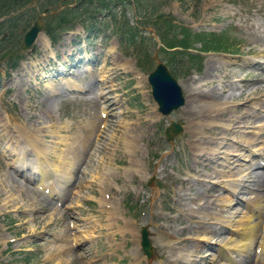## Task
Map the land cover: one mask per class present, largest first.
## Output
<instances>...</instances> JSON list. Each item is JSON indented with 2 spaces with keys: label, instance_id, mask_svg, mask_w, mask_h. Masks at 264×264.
<instances>
[{
  "label": "rangeland",
  "instance_id": "rangeland-1",
  "mask_svg": "<svg viewBox=\"0 0 264 264\" xmlns=\"http://www.w3.org/2000/svg\"><path fill=\"white\" fill-rule=\"evenodd\" d=\"M113 11L117 18L124 17L137 27L146 54L158 53V36L148 23L161 15L162 18L172 17L175 24L194 32H226L233 49L239 50V56L230 60L223 55L206 54L201 59V69H196L186 57L183 64L168 66L179 84H190L193 91L189 97L185 89V104L168 117H162L151 98L146 78L138 79L145 73L141 69H148L151 64L143 58L140 69L135 55L137 49L121 45L111 33V25H106L103 33L95 37H86L87 33L78 25L54 47L38 38L31 51H22L23 60L13 71L6 68L8 57L3 56L5 53L11 55L14 46L20 45L25 28L12 36L5 33L0 44V113H7L14 121L5 125V133L0 129V264H164L167 257L178 253L177 241L170 242L161 226L165 224L164 218L178 215L175 191L179 189V182L191 180L194 191L211 194L204 190L210 187L217 193L218 187L214 188V184L222 183V173L227 170L226 166L217 165L222 160L215 155H207L202 164L194 163L198 151L187 140L190 131L187 122L194 119L196 112L207 110L203 108L207 106L203 91L220 87V71L204 76L208 62L217 60L221 66L223 61H228L224 70L236 73L244 81L238 83L245 94L235 99L239 101L235 109L241 111L250 105L263 104L260 99H264V88L259 86V81L264 78L260 71L264 69V0H139L137 5L133 0H125ZM29 14L33 19L37 16L36 11ZM42 23L45 24L44 19ZM55 55L57 62L53 60ZM158 56L167 62L166 55L160 53ZM89 58L97 59L95 63L99 68L106 62L103 83L99 82L98 67L92 68L91 74L77 72L79 61ZM256 61L263 63L255 64ZM244 63L250 65L242 67ZM63 69L65 74H72L66 77L82 86L81 90H76L77 95H54L55 90L62 87L57 72ZM209 81L213 83L205 86ZM258 88L263 89L260 95L249 96ZM198 91L200 93L196 94ZM102 93H106L105 99H111L108 109L100 98ZM102 110L107 117L100 116ZM5 120L0 124H5ZM172 121L181 123L183 133L167 142L163 131ZM263 121L264 117L259 116L249 123L258 126ZM17 124L33 135L31 139L35 135L40 138L37 149L27 144ZM218 130L213 127L202 135L209 136L207 132ZM251 137L250 134L245 136ZM10 140L20 142L13 145L22 155L20 162L13 163L18 170L8 166L12 163L7 158L11 153L6 146ZM261 140L264 134L257 137V144L250 150L259 149ZM131 144L136 148L131 149ZM232 150L235 151L234 145ZM38 153L42 161L38 160ZM235 153L242 159L248 155L240 147ZM258 162L253 161L254 164ZM40 166L51 171L45 180L62 199L58 209L51 197L32 186L36 182L34 170ZM194 167L196 171L192 170ZM163 168L165 170L161 171ZM213 171L217 172L209 177ZM63 172L68 174L62 175ZM23 174L28 182L22 178ZM242 179L245 181L242 184L247 186L248 178L242 176ZM202 193L196 196L194 205L201 201ZM254 194L252 190L241 191L233 202L247 200ZM263 195L261 192L260 196ZM5 198L9 200L6 205ZM103 201L111 208L104 209ZM211 211L225 217L233 214L230 218L237 219L243 209L235 203L222 211L212 206ZM211 225L214 229L219 227ZM145 226L154 247L152 260L146 259L140 248V231ZM220 231L210 237V246L193 248L189 259L196 261L192 264H213L211 260L220 246L213 242L219 240ZM225 235L230 236L229 233ZM189 236L184 232L179 237ZM66 239L78 244L64 255L57 252L56 246ZM191 244L185 241L180 246ZM253 252L254 245L247 253Z\"/></svg>",
  "mask_w": 264,
  "mask_h": 264
},
{
  "label": "bare ground",
  "instance_id": "bare-ground-1",
  "mask_svg": "<svg viewBox=\"0 0 264 264\" xmlns=\"http://www.w3.org/2000/svg\"><path fill=\"white\" fill-rule=\"evenodd\" d=\"M41 39L44 43L47 42L45 39V36L40 35L38 37ZM39 40H37L38 42ZM224 64L221 65V69L219 66H217V61L216 60H210L208 62V68L206 71V74L209 75L210 72L214 73L217 71L221 72L220 79L221 83H219V88L212 89L210 91H203V96L206 101L204 104H207V106H204L203 108H206L207 110L205 113L207 114V119H198L197 115L199 113L196 112L195 118L192 119L191 121L187 122V126L189 128V134L191 139H189V142L192 146V148L195 149H200L199 154H196L198 160V163H201L204 158L203 155L205 153H209L210 157L215 155L219 159L222 160V162H217V165L220 166H226L227 170H224L223 173L219 171V173H222V189L225 191L227 196L224 198H220L216 200L218 204L222 208L226 207H231L232 206V201L233 197L235 195L236 188H238V191H244V190H253L257 195L253 199H248V200H241L239 204H244L247 205L246 212H244L241 216V219L236 220V226H240V232L238 233L239 235L236 236V231L232 232L234 236H230L227 239H224V241L233 242L234 246L226 250L227 251H220L219 254V259L216 261L215 264H234V263H239V264H264V248L262 250V254L260 257H258L256 254L251 256L250 262L247 261L248 255L243 259L244 255L243 253H247L248 249H250L251 244L254 242H257V240H261L264 242V203L261 202V196L260 193L264 189V173L258 174L256 172H247L249 168L251 167L253 170L258 169L257 166H255L252 163V159H254V156L256 155V150L250 151L248 150V156L245 158V162L248 161L249 165L247 163L241 164L238 163L236 159V153L235 151L237 150V147H242L248 148L249 146H255L256 145V139L258 136L264 134V123L260 124L258 126L253 125L252 123H249V121L254 117L253 114H255L256 111L260 113L264 112L262 110V106L259 109L256 108H250V109H245V110H237L234 108V105L237 102H235V99H239L244 96V92L238 87L239 82H244L243 80L240 79L239 75H236V73L231 74L228 71L224 70V65H227L229 62L228 61H223ZM234 76H237L236 79ZM100 78L104 79V73L101 75ZM246 80V79H244ZM207 84H212V81L207 82L204 84L205 86ZM259 86L264 88V78H262L259 81ZM189 90L192 91V87L189 84ZM262 88H258L254 91V93H250V95H260V92H262ZM198 94V93H196ZM189 97H192V93L190 92ZM108 99V98H107ZM247 100V98H245ZM105 103H109L107 101H104ZM104 113V111H102ZM220 118H218L217 116ZM5 120V124H0V129L2 131H6V124H9V122H13L14 119L9 116L7 113L6 114H1L0 113V121L3 119ZM1 123V122H0ZM17 126L22 130V127L17 124ZM14 127V126H12ZM213 127H218L219 130L211 133L207 132L209 136H203L202 132L203 130L210 131ZM28 131V130H27ZM21 136L24 137V139L31 145L32 148L37 149L38 148V136H34L33 139L30 137L33 136L29 132H24V130L20 131ZM206 133V132H205ZM227 134L232 135V137H228ZM247 134H250L252 137L251 138H245ZM256 137V138H255ZM261 148L263 149L260 151L261 155L264 157V140L260 142ZM235 147V151L232 150V147ZM131 149H135L136 145L131 144ZM207 150V151H206ZM14 154V153H12ZM249 155L251 156V159ZM42 161V158L40 159ZM264 161V159H263ZM232 165V166H231ZM71 165H68V169H70ZM214 170H216V167H214ZM217 171H213L208 174L209 177H213V174L216 173ZM247 176L248 177V182L249 184L246 186L242 184L245 182L242 179V176ZM44 177H45V170H43L42 167H40V172H39V179H38V184L43 185L44 183ZM246 180V179H245ZM185 184H188V182H185ZM20 186V185H19ZM23 186V185H22ZM21 188V186H20ZM192 189V184L189 183L188 185V190ZM56 193L54 188H51V191L49 194H54ZM181 199H183L182 196H180ZM4 204H8L9 200L5 198ZM185 212L187 215L190 216H195L198 211L199 207L195 206H188L184 208ZM231 217V216H230ZM228 217L226 220L222 219L226 222L225 229L227 227L229 228L232 226V221L231 218ZM258 217H261L259 220ZM217 219H220L217 217ZM175 231H177L175 229ZM208 228H203L202 230H199L196 234V237L194 238L195 245L197 246L200 242H207V233H208ZM228 243H222V247L225 250V246L228 245ZM258 244V243H257ZM58 251H62L63 249L67 247L63 246H56ZM257 248V247H256ZM181 252H190L189 249L186 248H179ZM227 252H233V253H238L237 257L240 256V261H235L231 259L230 255L228 256ZM61 260V257H59ZM182 258L177 257L175 259H169L167 258V264H177ZM58 260V261H60ZM190 263H195L194 261H190Z\"/></svg>",
  "mask_w": 264,
  "mask_h": 264
},
{
  "label": "trees",
  "instance_id": "trees-1",
  "mask_svg": "<svg viewBox=\"0 0 264 264\" xmlns=\"http://www.w3.org/2000/svg\"><path fill=\"white\" fill-rule=\"evenodd\" d=\"M33 1H37L39 2V0H0V16H4V15H8L11 12H16L18 10H20L23 7H26L30 4L33 3ZM60 0H46V3H44V5L40 2V7H48V8H52L53 6H56L59 3ZM89 1L88 4L82 6V5H78V7L75 8H71V9H65L63 11H61L60 13H58L55 17H51L49 21H51L52 23H48L46 25V30L47 33L50 35V37H52L53 39H55L59 33V31H57L58 28H61V30H65L66 28H70L72 27V22L77 18H81V15H83V13L81 12L82 10L85 12H88V9H92L95 8L93 6V0H87ZM102 4H104V2H102ZM83 7V8H81ZM81 9V10H80ZM21 17V16H20ZM16 18H19L16 17ZM16 22V26L19 25V21H15ZM0 30H1V25H0ZM15 31H11L10 33H14ZM210 44H215V45H219L224 46L223 42L220 41H211ZM14 64H15V60H14Z\"/></svg>",
  "mask_w": 264,
  "mask_h": 264
},
{
  "label": "water",
  "instance_id": "water-1",
  "mask_svg": "<svg viewBox=\"0 0 264 264\" xmlns=\"http://www.w3.org/2000/svg\"><path fill=\"white\" fill-rule=\"evenodd\" d=\"M41 29H42V25L40 24V17H39L37 21L32 25V27L24 35L23 38L24 49H27L31 46L38 32ZM148 81L152 85L153 90L156 91V94L153 92L155 99L158 100L159 97L160 99L163 98L164 100L166 96H171L167 103L176 104L173 106H177L182 103V101H178L179 100L178 98H180V96H179V89L177 88L175 80L171 77V75L163 65L159 64L156 67L154 72H152L149 75ZM178 131H179L178 129L175 130V132ZM144 244L145 246H147L146 240H144Z\"/></svg>",
  "mask_w": 264,
  "mask_h": 264
}]
</instances>
